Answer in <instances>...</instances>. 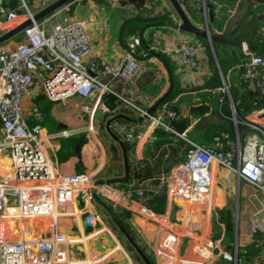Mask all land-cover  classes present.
<instances>
[{
    "label": "crops",
    "instance_id": "obj_1",
    "mask_svg": "<svg viewBox=\"0 0 264 264\" xmlns=\"http://www.w3.org/2000/svg\"><path fill=\"white\" fill-rule=\"evenodd\" d=\"M25 1L31 9L38 10L44 0ZM239 3L240 0H184L185 8L196 24L208 26L209 29L217 32L224 29L229 17L239 7ZM144 7L147 9L143 12L144 15L163 14L166 19L160 23L147 24L140 30L141 45L139 47H142L143 52L140 56L136 54L141 61L137 76L132 81H127L120 74L99 72L97 75L112 89L109 93L119 100L115 108L106 111L101 104L94 107L98 94H91L85 99L74 96L57 103L50 101L42 91H36L32 97L29 96L25 100L31 111L29 123L40 122L43 132L55 134L54 137L47 138L46 147L55 165L64 173L93 171L97 180L123 177L124 169L122 171L113 169L110 150L116 147L120 152L119 164H124L121 145L123 142L130 165L129 179L111 182L113 186L123 189L134 186L136 189L144 190L158 189L166 185L168 189L172 181L170 178L167 182L162 181L160 173L171 172L175 163L185 158L186 148L181 150L178 158L170 157L175 159L171 168L165 169L164 165L163 171H158L159 169L156 168L159 167L154 165L150 148L149 138L153 132L152 128L149 126L145 130L140 129V124L144 120H136L138 116L132 110L126 109L129 117L134 120L118 118L115 122H123L133 127L135 131H144L139 139L128 140L125 130L119 132L115 127L114 130L113 123L111 126L113 133L107 129L106 121L115 115L118 108H123L119 106L121 97L152 109L154 113L168 102L166 100L171 101L179 108L181 118L188 117V130L185 136L194 142L213 146L212 137L215 133L223 131L232 132L233 140L237 139V122L231 105L234 103L228 97L230 94L216 90L226 81L230 87L238 90V97L245 96L239 77L242 68L237 64L234 66V59L229 53V49H236L235 40L224 41L218 49L208 39L206 43L201 41L203 48L197 53L198 67L194 70L188 69L175 49L179 44L200 39V36L178 28L180 19L168 0L158 2L146 0ZM127 8L134 15L139 14L134 4L119 5L118 0H75L49 17L53 24L65 22L66 19L87 18L88 35L93 46L90 56L101 67L107 64L114 66L122 60L125 50L124 41L130 36L124 37L121 30L122 24L128 18L124 17L122 12H125ZM249 16V19L256 21L255 33L261 32L264 39V2L252 0ZM245 34L246 27L243 26L234 36L240 37ZM241 43L246 44V42ZM142 45L146 48L145 50ZM219 53L226 60V71L219 62ZM225 98H228L227 101ZM45 101L47 103L43 105ZM85 102H89L94 107L93 113L89 116L82 112V104ZM194 107H207V110L205 114L194 115L192 111ZM44 109L48 110L43 113ZM202 118L206 119V123L196 128L195 123ZM63 130L68 132L67 136L56 135ZM83 133L86 134L88 143L81 148L80 163L75 154V145ZM213 169L216 182L202 205L173 201L168 191L160 212L145 206L135 193L118 206H114L110 198L100 194L98 195L100 200L95 197L92 199L79 197L78 205L81 211L73 217L63 218L60 229L65 233L87 235V240L77 245L83 251L85 258L113 251L115 254L108 258L111 264H139L136 258L139 253L136 249L135 251L128 249L127 245L132 243L118 226L115 221L117 220L140 245L152 263L158 264L155 251L162 247L163 242L172 240V236L165 235V230L157 219V216L165 215L173 222L174 235L179 238V245L175 252L176 259L179 257L196 259L198 255L194 242L198 238L221 239L226 250L229 251L228 248L232 247L233 253L238 255L239 247L250 245L255 239L254 228L259 217L264 215V191L246 181H241L235 172L227 168L213 165ZM102 202L108 205L110 211ZM85 212L96 214L98 221L96 228L86 224ZM101 218L105 224H102ZM103 227L107 230L109 238L99 237L100 234L92 235L94 230L103 229ZM186 230L189 231L188 235L185 234ZM122 233L128 240L124 248L117 238ZM261 256L264 258V249L259 257ZM218 262L221 261L217 260L215 264ZM142 263L147 264L144 260Z\"/></svg>",
    "mask_w": 264,
    "mask_h": 264
},
{
    "label": "built area",
    "instance_id": "obj_2",
    "mask_svg": "<svg viewBox=\"0 0 264 264\" xmlns=\"http://www.w3.org/2000/svg\"><path fill=\"white\" fill-rule=\"evenodd\" d=\"M49 2L44 0L40 8ZM20 8L22 12L3 7L0 0V34L32 17L36 11L25 0H21ZM50 18L27 27L23 39L14 46L7 48L0 43V264H108L113 251L75 258L73 246L87 240V235L62 232L60 222L78 215L81 211L79 197L92 199L94 191L97 195L107 196L114 206H118L133 193L142 195L143 190L134 186L123 189L113 183L97 184L99 180L93 171L62 172L46 147L47 138L55 134L43 132L40 122L29 123L31 111L25 100L36 91H42L50 101L57 103L74 96L85 99L98 94L94 107L101 104L103 109L111 111L102 95L112 89L97 75L99 72L120 74L125 80L132 81L141 67L135 53L140 37L131 35L127 38L123 58L117 65L101 67L90 56L93 46L87 18L66 19L54 24ZM201 48L203 43L198 38L191 43L179 44L175 52L185 67L194 70L199 64L197 53ZM261 65H264L263 57L253 55L239 67L244 70V78L249 80L250 87L264 93V81L258 76ZM216 90L230 94L226 81ZM168 105L169 102L164 103L160 107L162 112L154 113L121 97L119 106L129 108L138 117L143 116L140 129L152 128L151 141L156 138L158 127L175 132L171 120L176 114L168 109ZM231 105L237 122V139L227 140L229 148L224 147L220 136L214 137L213 146L182 136L189 142L185 158L175 163L171 172L160 173L164 182L173 178L167 189L173 201L202 205L216 182L213 165L227 168L240 180L264 189V107L238 118ZM94 107L85 102L82 112L89 116ZM114 127L119 132L125 130L128 140L139 139L144 133L123 122H114ZM56 135L67 136L68 132L63 130ZM157 219L165 235L172 236V240L163 242L155 251L158 264H215L219 259L240 264L237 253L229 252L221 239L213 238L195 240L196 259H176L179 238L174 235V224L165 215H159ZM85 222L96 228V214L85 212ZM103 229L94 230L92 235ZM257 231L264 232V215L259 217L253 232ZM188 233L186 230L185 234Z\"/></svg>",
    "mask_w": 264,
    "mask_h": 264
},
{
    "label": "trees",
    "instance_id": "obj_3",
    "mask_svg": "<svg viewBox=\"0 0 264 264\" xmlns=\"http://www.w3.org/2000/svg\"><path fill=\"white\" fill-rule=\"evenodd\" d=\"M152 1V0H151ZM159 1V0H153ZM259 2H264V0H258ZM1 4L3 7H7L10 9H16L19 12H22L23 9L20 8L21 0H1ZM146 7L139 10V14L133 17H128L125 19L122 24L121 30L122 35L124 37H128L129 35L139 36V32L143 29L147 24L152 23H160L162 20L166 19L163 14H155L154 16H149L147 14H143L146 11ZM250 12V9H249ZM160 13V12H159ZM225 16V15H224ZM225 18V17H224ZM244 26V25H243ZM241 26V28H243ZM255 33V32H254ZM23 39V38H22ZM200 40L203 42H207L205 38L200 37ZM125 45L127 39H125ZM223 42H216V48L222 44ZM236 49H229V53L232 55V59H234L235 64L241 66L243 63L249 61L253 55H260L264 59V39L262 37L261 32H256L254 36L243 45L241 42L235 41ZM141 45V44H140ZM139 45V46H140ZM137 46L136 54L140 56L142 54V47ZM143 46V49L146 48ZM219 62L222 68L226 71L227 65L226 60L219 53ZM225 60V61H224ZM234 68V67H233ZM235 70V68H234ZM258 76L261 81H264V65H261L258 68ZM240 81L243 85V91L245 92V96L238 97V90L234 87H230V95L228 96L234 103V107L237 113L238 118H244L248 112H251L255 108L264 107V93L259 88H251L249 80L244 78V70H240ZM104 101L111 108H115L118 104L119 100L112 93H105L103 95ZM228 98H225L227 101ZM168 109L175 112V119H180L181 114L179 108H177L174 103L169 100ZM160 109V108H159ZM157 111V113H161V109ZM207 107H194L192 108L193 114H205ZM153 112V111H152ZM169 120V119H167ZM232 132L223 131L215 133V136L222 137L221 142L223 143L225 148H229L230 144L227 143V139H230L233 142V137L231 135ZM156 138L150 141V148L152 149L151 155L154 158V165L158 171H163L164 165H166L168 159L170 157L178 158L182 149L189 147V142L183 137L177 135L173 131H169L163 127H158L155 130ZM214 137H212V143L215 142ZM167 191V186L162 185L158 189L146 188L143 190V194L139 196V200L147 207L152 208L155 212H160L162 210V206L165 200ZM230 229V226H228ZM254 241L250 245H246L243 247H239L238 249V258L240 264H264V258L259 257L260 253L264 249V233L261 231H257L254 234ZM228 248V247H227ZM229 252L233 253L232 247H229ZM221 262L218 264H233V261L227 259H219Z\"/></svg>",
    "mask_w": 264,
    "mask_h": 264
},
{
    "label": "water",
    "instance_id": "obj_4",
    "mask_svg": "<svg viewBox=\"0 0 264 264\" xmlns=\"http://www.w3.org/2000/svg\"><path fill=\"white\" fill-rule=\"evenodd\" d=\"M75 0H51L47 5L43 6L42 8L36 10L33 13L32 17H28L24 19L22 22H20L15 27L9 29L8 31L0 34V43H5L10 41L11 39L19 36L23 33V31L32 25L34 22H38L46 17H49L53 13L59 11L63 7L71 4ZM171 7L177 14V16L180 19V22L177 24L178 28L192 33L194 35L200 36L202 38L208 39L211 44L216 42H224L229 40H235L238 42H248L252 34L256 30V21L249 19V9L252 4V0H240L239 7L237 8L236 12L229 17L227 20L226 26L222 31H214L209 29L208 26H201L196 24L191 17L189 16L185 6H184V0H168ZM146 0H118L119 5H131L134 4L137 10L142 9L145 6ZM120 11V9H119ZM124 17H133L134 13L130 11L129 8L125 10V12H122ZM212 14V12H211ZM212 17V16H211ZM246 27V34L244 36L235 37L234 34L241 26ZM152 111V109H150ZM128 111L125 108H118L116 110L115 115H113L110 119L106 121V126L109 131H112L111 126L112 123H114L118 118H125L128 120H134V118H130L127 114ZM107 114V113H106ZM143 119V116H139L136 120L141 121ZM188 117L184 116L181 119H173L171 120V124L174 126L175 132L179 136H184L188 130ZM206 123V119L202 118L197 123H195L196 128L202 127V125ZM114 137H117L115 134H113ZM88 143V139L86 137V134L83 133L79 136L78 141L75 145V154L78 157L80 163H81V148ZM121 145L123 147V156H124V164H119L120 160V152L116 147H112L110 150L112 152V158L111 161L114 164V168L116 170L122 171L125 170V175L123 177H109L108 179H101L97 181V184L102 183H111L116 181H125L129 179V161L127 156V150L124 146V143L121 142ZM175 163L174 158H169L167 164L165 165V169H169L172 167V165ZM171 181H173V178H170ZM94 197L97 200H100L99 196L97 195L96 191L93 192ZM101 202V201H100ZM103 203V202H102ZM104 207L109 210V207L106 203H103ZM110 211V210H109ZM106 213L104 212V215ZM118 226L120 229L125 233V235L128 237V239L131 241L132 244H128L127 247L131 251H135V249L138 251L139 255H136L137 260L139 261V264H143L142 261H146L147 264H153L152 261L147 257V255L143 252L140 245L137 244V242L132 238V236L129 234L128 231L125 230V228L117 221ZM114 226V225H113ZM141 255V256H140Z\"/></svg>",
    "mask_w": 264,
    "mask_h": 264
},
{
    "label": "rangeland",
    "instance_id": "obj_5",
    "mask_svg": "<svg viewBox=\"0 0 264 264\" xmlns=\"http://www.w3.org/2000/svg\"><path fill=\"white\" fill-rule=\"evenodd\" d=\"M9 24H12V23H9ZM8 25V24H7ZM22 36H23V33L22 34H20L19 36H17V37H15V38H13V39H11L10 41H8V42H5V43H2V45L3 46H5V47H7V48H9V47H12V46H14V44H17L18 42H20L21 40H22ZM47 102L45 101L44 103H43V105H45ZM48 109H44V111H42L43 113L45 112V111H47ZM241 181H244V180H241ZM246 183H249V182H246ZM250 184V183H249ZM250 185H253V184H250ZM253 186H255V187H257V188H259V189H261L262 191H264V189H262L261 187H259V186H257V185H253ZM101 222H102V224H105L104 223V221H103V219L101 218ZM108 232H107V230H105V231H102V232H100L98 235H99V237L100 236H102L103 238H109L108 236V234H107ZM117 238L119 239V241H120V243L122 244V246H123V248H124V246H125V244L127 243V239H126V236L122 233V234H119V237L117 236ZM117 245V244H116ZM122 248V249H123ZM120 249H121V246H120ZM119 249V250H120ZM118 252V251H117ZM72 254H73V256L75 257V258H78V257H83V256H85V255H83V251H81L79 248H78V246L75 244L74 246H73V248H72ZM101 254V253H100ZM115 254V253H114ZM90 256H94V255H90ZM110 264H111V262H109Z\"/></svg>",
    "mask_w": 264,
    "mask_h": 264
}]
</instances>
